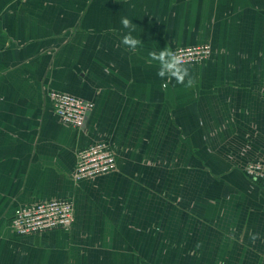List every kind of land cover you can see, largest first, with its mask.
<instances>
[{"label": "crops", "instance_id": "1", "mask_svg": "<svg viewBox=\"0 0 264 264\" xmlns=\"http://www.w3.org/2000/svg\"><path fill=\"white\" fill-rule=\"evenodd\" d=\"M202 43L192 87L157 75L150 51ZM51 89L93 103L82 128L59 121ZM101 139L116 169L74 181ZM255 159L264 0H0V264H264ZM51 198L72 200L68 230L12 231L18 205Z\"/></svg>", "mask_w": 264, "mask_h": 264}, {"label": "built area", "instance_id": "2", "mask_svg": "<svg viewBox=\"0 0 264 264\" xmlns=\"http://www.w3.org/2000/svg\"><path fill=\"white\" fill-rule=\"evenodd\" d=\"M171 50L184 57L186 64L206 60L212 54L209 43L177 46ZM53 111L59 121L70 127L82 128L93 103L68 92L51 89L47 92ZM116 169V155L107 140L94 141L77 152L74 181L93 179ZM244 172L264 183V159H255L244 165ZM74 220L73 202L69 198H51L18 205L10 220L17 235L36 234L53 229L68 230Z\"/></svg>", "mask_w": 264, "mask_h": 264}, {"label": "clouds", "instance_id": "3", "mask_svg": "<svg viewBox=\"0 0 264 264\" xmlns=\"http://www.w3.org/2000/svg\"><path fill=\"white\" fill-rule=\"evenodd\" d=\"M121 24L127 32L123 35L121 43L130 50H136L141 45V40L137 39L132 33L135 31L133 21L128 17L121 18ZM149 57L158 62L159 69L157 75L162 79H174L177 83L186 84L192 87L195 83L190 75V70L186 65L184 57L174 50L167 47L159 51H150ZM166 86V85H165Z\"/></svg>", "mask_w": 264, "mask_h": 264}, {"label": "rangeland", "instance_id": "4", "mask_svg": "<svg viewBox=\"0 0 264 264\" xmlns=\"http://www.w3.org/2000/svg\"><path fill=\"white\" fill-rule=\"evenodd\" d=\"M210 56H211V55H210ZM210 56H209V57H210Z\"/></svg>", "mask_w": 264, "mask_h": 264}]
</instances>
